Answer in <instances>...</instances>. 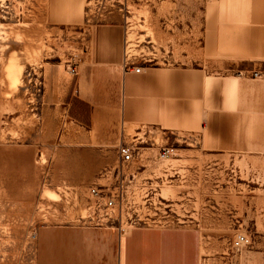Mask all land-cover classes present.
Instances as JSON below:
<instances>
[{
    "label": "rangeland",
    "instance_id": "1",
    "mask_svg": "<svg viewBox=\"0 0 264 264\" xmlns=\"http://www.w3.org/2000/svg\"><path fill=\"white\" fill-rule=\"evenodd\" d=\"M114 23L136 65L204 70L203 128L71 104ZM143 226L198 229L201 264H264V0H0V264H118Z\"/></svg>",
    "mask_w": 264,
    "mask_h": 264
},
{
    "label": "crops",
    "instance_id": "2",
    "mask_svg": "<svg viewBox=\"0 0 264 264\" xmlns=\"http://www.w3.org/2000/svg\"><path fill=\"white\" fill-rule=\"evenodd\" d=\"M127 33L128 26L122 23L94 30L93 47L71 104L90 110L92 121L94 113L118 111L130 126L189 132L203 128L209 80L204 70L136 65L125 51ZM133 67L141 71L134 72ZM188 82L196 83L192 90ZM201 258L202 234L193 227H133L119 241L118 264H201Z\"/></svg>",
    "mask_w": 264,
    "mask_h": 264
},
{
    "label": "built area",
    "instance_id": "3",
    "mask_svg": "<svg viewBox=\"0 0 264 264\" xmlns=\"http://www.w3.org/2000/svg\"><path fill=\"white\" fill-rule=\"evenodd\" d=\"M133 68H134V72L139 73L141 71V67H133ZM169 153H170L169 150H167L165 152V155H168ZM118 154H119V158L121 160L122 170L125 166L129 165L134 160V150L129 145L122 144L119 147ZM116 189L117 188H115L113 191H115ZM101 191L102 190H98L97 188L91 189V193H92L93 197H96L97 199L100 198V192ZM118 197H119V193H117V191L115 193L111 192V195L107 197V200L104 203V206L107 209H114L116 207V204H117L116 201H117ZM97 205L100 206V204L98 202H97ZM248 243H249V239L245 235L239 234V235H237V237L232 242V246H233V248L239 250L242 247H244L245 245H247Z\"/></svg>",
    "mask_w": 264,
    "mask_h": 264
},
{
    "label": "bare ground",
    "instance_id": "4",
    "mask_svg": "<svg viewBox=\"0 0 264 264\" xmlns=\"http://www.w3.org/2000/svg\"><path fill=\"white\" fill-rule=\"evenodd\" d=\"M52 196V195H51Z\"/></svg>",
    "mask_w": 264,
    "mask_h": 264
}]
</instances>
